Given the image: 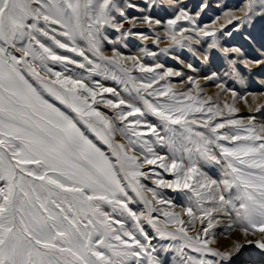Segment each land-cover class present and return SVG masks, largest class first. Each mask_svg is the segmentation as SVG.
<instances>
[{
	"label": "snow or ice",
	"instance_id": "snow-or-ice-1",
	"mask_svg": "<svg viewBox=\"0 0 264 264\" xmlns=\"http://www.w3.org/2000/svg\"><path fill=\"white\" fill-rule=\"evenodd\" d=\"M166 2L173 4V0H143V7L128 0L123 6L118 0H0V264H165L155 255L157 248L141 225L142 218L161 240L179 241L161 249L174 250L176 264H232L243 245L234 241L230 249L213 247V229L221 222L216 216L226 218L227 230L238 228L248 244L264 252V124L257 126L253 119L247 124L234 118L216 121L223 109L218 103L213 106L211 98H199L198 81L188 79L197 95L190 90L178 95L170 83L154 85L180 73L157 72L162 64L148 67L137 57H122L116 51L112 57L104 54V42L114 43L106 29L121 32L129 20L126 9L144 13L132 18L134 27L139 19L152 28L161 21L149 13ZM224 17L228 24L238 22L235 30L251 25L255 18H264V0H245ZM180 21L190 27H178ZM185 33L212 37L209 47L232 57L228 63L237 77L239 64L248 71L264 66V51L251 59L240 47H221L216 29L198 27L196 18L180 8L167 20L164 34L172 44L184 47V41L194 39ZM245 39L254 42L250 36ZM52 45L82 61L58 54ZM57 64L62 71L54 70L52 65ZM71 64L88 75L66 74ZM134 71L151 75L138 78ZM93 76L124 85L131 99L93 81ZM217 87L228 91L223 83ZM103 93L116 99H105ZM98 103L116 110L115 116L100 112L94 107ZM224 109L229 117L238 111L228 103ZM149 115L160 122L163 134L146 119ZM115 121L123 126L117 127ZM89 132L107 145L110 155L89 138ZM117 132L126 144L115 142ZM146 165L153 168L145 170ZM206 168L218 169L219 178H212ZM156 169L173 179H165ZM143 180L183 193L187 207L182 213L163 210L161 226L152 213L158 211L157 204L172 207V202ZM129 189L145 205L146 216L129 208L133 202ZM125 213L134 221L131 228L113 215ZM195 220L201 228L190 235L183 225L194 229Z\"/></svg>",
	"mask_w": 264,
	"mask_h": 264
},
{
	"label": "rangeland",
	"instance_id": "rangeland-1",
	"mask_svg": "<svg viewBox=\"0 0 264 264\" xmlns=\"http://www.w3.org/2000/svg\"><path fill=\"white\" fill-rule=\"evenodd\" d=\"M123 6L124 0H118ZM128 2L136 4L140 7L144 6L143 0H128ZM245 0H173V4L169 5L167 2L163 8H155L151 13H149L153 19L160 20V25H154L149 28L146 24L140 22L139 19L135 20V27L133 26L132 18H140L144 15L137 11L135 8L126 9V15L129 17L128 21H124L123 29L121 32L115 31V29H106V34L109 39L114 43L104 42L103 50L106 56L112 57L113 52H118L122 57L135 56L139 59L140 63L148 67H155L156 64H162L163 69H156L157 72H162L164 69H172L174 72L180 73V75H173L166 78V80L160 81L159 84L154 85V87H161L166 83H170L173 86V90L179 95L182 92L191 91L195 96L197 91L195 87L188 82L189 77L194 81L199 83V98L201 100L207 101L211 98V103L214 106L219 104L221 109H223V116L216 117V121H223L229 118H234L244 121L245 124L248 123L249 119H253V122L259 126L264 124V66L253 67L251 71L244 68L242 64L237 65L239 70V77L233 75L232 67L228 63V59L232 58L225 57V55L219 50V48H210L209 44L212 41V37H196L194 33H185V35H192L194 39L192 41H184V47L174 45L169 40V38L164 34L166 31V22L168 19L174 18L180 8H184L189 15L196 18V24L198 27H209L216 29L217 36L219 37V44L221 47H240L245 57L255 59L259 56L260 51H264L261 45H264V18L257 17L254 23L251 25H243L239 27V30H235L238 27V22L233 21V23L228 24L227 18L224 17V12L234 11L240 7ZM206 6V7H205ZM198 14V15H197ZM239 15V13H237ZM123 20V18H119ZM187 25L186 21L178 22V27ZM125 30H130L131 35L124 36L122 32ZM144 34L149 37L147 40L140 39L137 34ZM231 33V35H228ZM246 36L252 37L254 42H250L245 39ZM157 37L159 40L157 41ZM179 38V37H178ZM43 40L44 38L41 37ZM63 39V38H61ZM199 41V42H196ZM51 45L50 41H45ZM83 46V44H82ZM55 49V46L52 45ZM58 54L69 56L78 61H82V57L76 56L74 53L65 52L62 49H55ZM146 53H154L155 55H148ZM89 55L90 59L96 60L91 53H86ZM207 56V60L204 57ZM234 56V54H232ZM100 62V61H97ZM123 63V61H121ZM102 63V62H101ZM131 61L127 62L128 67H132ZM54 70L62 71L63 69L57 64L52 65ZM71 69L70 73L66 74H79L87 76L88 73L84 69L76 67L75 64L67 65ZM111 71L117 72V75H122L119 73L118 69L109 66ZM215 74V77H212ZM132 75L140 78L142 76H150V73H140L139 71L132 72ZM30 81L35 85V81L28 77ZM93 81H99L105 87L114 88L120 93L121 97L124 99H131L128 93L125 92L124 85L117 83L111 79H103L101 76H93ZM223 83L228 89L227 92L222 91L218 84ZM37 86V85H35ZM131 88V85H128ZM151 91V89H149ZM235 91L237 96L232 97V92ZM135 96V93L132 94ZM105 99H113L116 97L109 93H103ZM152 100L153 97H147ZM100 99V97H98ZM161 99H167V97H162ZM139 106L143 107L142 103L137 101ZM228 103L233 105L238 109V111L229 117L227 110L224 109V104ZM100 112L108 117H114L115 111L109 107H105L103 103H98L94 105ZM207 107V104L205 105ZM259 109V110H257ZM201 113H197V116H201ZM132 119V118H129ZM146 119L157 125L158 130L162 132L163 129L160 126V122L153 116L149 115ZM215 122V121H214ZM117 127H122L119 121H115ZM83 127V125H81ZM221 131H228V129H222ZM89 138L93 140L102 150L111 154L107 145L99 141L94 134ZM152 139V137H146ZM116 143H127V141L120 135L119 132L115 134ZM162 154H166V149H157ZM139 149H137V153ZM153 166L146 165L145 170L152 169ZM161 171L160 169H156ZM205 171L209 173L212 178H219V170L216 168H206ZM165 179H173L169 174L163 173ZM146 187L156 189L157 192L161 193L164 199L171 200L172 207L169 205H159L156 207L158 211L152 213V217L157 222L163 223L165 217L163 215V210L172 211L175 213H182V209L187 207V198L183 193L173 192L171 189L157 188L152 180L142 181ZM129 195L133 198V202L129 203V208L136 212L138 215L144 213L147 215V210L145 205L135 196V193L131 192L129 189ZM150 197V193H146ZM106 210L111 212V209L107 206ZM116 219H122L125 221L127 227L131 228L134 221L130 216L125 213L123 216L118 214H113ZM181 219L188 221L189 217L187 215H181ZM216 219L220 220V224L213 229L215 233L216 243L213 247L220 250L230 249L233 246L234 241H239L243 246L240 248L239 252L235 253L232 258V264H264V252L257 249L254 244H248L243 236V234L237 228L236 230H227L226 228V218L222 216H216ZM195 228L193 229L191 224H185L184 227L190 229V235H195L196 231L201 228L199 220L194 221ZM141 225L148 233L151 238L152 245L157 248V255L160 259L165 261V264H176L179 259L174 250L164 252L161 249L167 245H173L179 243V241L161 240L153 227L147 222L146 219H141ZM180 225H176L179 227ZM119 227V225H116ZM171 230V226H169ZM142 239V238H141ZM248 240L254 239V237L249 236ZM196 255L195 253H190Z\"/></svg>",
	"mask_w": 264,
	"mask_h": 264
},
{
	"label": "bare ground",
	"instance_id": "bare-ground-1",
	"mask_svg": "<svg viewBox=\"0 0 264 264\" xmlns=\"http://www.w3.org/2000/svg\"><path fill=\"white\" fill-rule=\"evenodd\" d=\"M73 58V57H72ZM72 75H79L78 73L77 74H72ZM30 82H32V81H30ZM35 86V85H34ZM38 86V85H37ZM59 107H61L62 108V110H65V111H67L66 109H63V106L62 105H58ZM74 115V114H73ZM81 126V125H80ZM89 134H90V136H93L90 132H89Z\"/></svg>",
	"mask_w": 264,
	"mask_h": 264
}]
</instances>
